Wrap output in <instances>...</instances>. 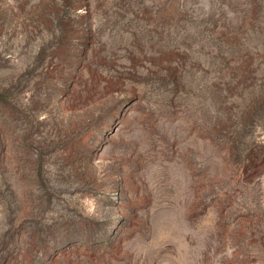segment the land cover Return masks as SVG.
Returning <instances> with one entry per match:
<instances>
[{
    "label": "rangeland",
    "instance_id": "374dc122",
    "mask_svg": "<svg viewBox=\"0 0 264 264\" xmlns=\"http://www.w3.org/2000/svg\"><path fill=\"white\" fill-rule=\"evenodd\" d=\"M0 264H264V0H0Z\"/></svg>",
    "mask_w": 264,
    "mask_h": 264
}]
</instances>
